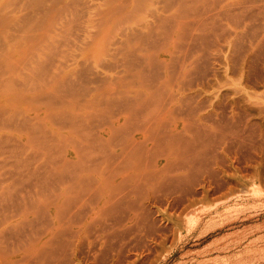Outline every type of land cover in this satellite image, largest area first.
<instances>
[{"label": "bare ground", "instance_id": "6f19581e", "mask_svg": "<svg viewBox=\"0 0 264 264\" xmlns=\"http://www.w3.org/2000/svg\"><path fill=\"white\" fill-rule=\"evenodd\" d=\"M260 14L264 0H0V264H116L157 193L206 195L200 51ZM236 93L230 108L264 112Z\"/></svg>", "mask_w": 264, "mask_h": 264}, {"label": "rangeland", "instance_id": "374dc122", "mask_svg": "<svg viewBox=\"0 0 264 264\" xmlns=\"http://www.w3.org/2000/svg\"><path fill=\"white\" fill-rule=\"evenodd\" d=\"M263 18L260 14L246 19L247 26L238 29L244 32L236 37L235 44L229 45L230 37L222 34L214 40L217 45H206L205 51H200L204 62L198 53V62H203L198 71L203 75L196 74L193 85L198 84L213 104L209 107L204 100L201 124L205 131H200L198 142L203 140L201 148L207 153L195 169L202 173L196 172V178L200 175L198 180L206 179L210 191L205 195L193 185L194 189L186 190L194 196H187L184 190L180 192L181 202L172 206L163 200L164 190L160 191L163 194L157 193L152 202L144 205L150 212L148 225L152 228L139 225V230H130L134 233L128 235V231L127 238L116 240L124 245L118 263L124 264L139 254L136 264H264V45L254 41L264 32ZM224 42L229 46L224 47ZM244 91L257 104L263 102L259 104L263 113L252 117L243 115L246 112L242 114V109L240 112L229 107L233 94ZM242 115H247V121L242 117L245 123L240 119ZM248 116L255 120L250 121ZM108 259L110 255L105 264L110 263Z\"/></svg>", "mask_w": 264, "mask_h": 264}]
</instances>
